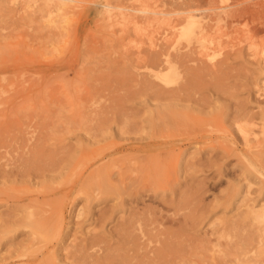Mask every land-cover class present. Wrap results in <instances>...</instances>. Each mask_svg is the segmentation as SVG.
I'll list each match as a JSON object with an SVG mask.
<instances>
[{
  "label": "rangeland",
  "instance_id": "obj_1",
  "mask_svg": "<svg viewBox=\"0 0 264 264\" xmlns=\"http://www.w3.org/2000/svg\"><path fill=\"white\" fill-rule=\"evenodd\" d=\"M186 15L204 36L180 38ZM263 48L264 0H0V264L92 263L122 224L129 255L165 240L156 264H234L228 226L264 204ZM95 168L123 194L86 187ZM56 207L47 241L23 227Z\"/></svg>",
  "mask_w": 264,
  "mask_h": 264
},
{
  "label": "bare ground",
  "instance_id": "obj_2",
  "mask_svg": "<svg viewBox=\"0 0 264 264\" xmlns=\"http://www.w3.org/2000/svg\"><path fill=\"white\" fill-rule=\"evenodd\" d=\"M70 1H74V0H70ZM260 1V0H259ZM30 4V3H29ZM33 4V3H32ZM226 4V3H225ZM31 5V4H30ZM29 5V6H30ZM106 6V5H105ZM106 7H108V6H106ZM239 7V6H238ZM249 7H251V6H249ZM149 8V6L147 5V4H143V7L139 10V12H142V13H150V12H148L147 11V9ZM183 8V7H182ZM185 8V7H184ZM229 9L231 8V7H228ZM253 8V7H252ZM58 9H60V8H58ZM182 10H184V12H185V14H188V11H187V13H186V9H182ZM244 10V9H243ZM243 10H242V12H243ZM209 11V10H208ZM183 12V13H184ZM191 12H192V10H191ZM190 11H189V13H191ZM249 12V11H248ZM175 13V12H174ZM183 13H180V14H183ZM241 13V11L240 10H236V11H230L229 12V14L228 13H225L226 15L228 14V16L230 17V18H236V16L238 17V15H241L240 14ZM244 14H245V11L243 12ZM179 14V13H178ZM155 15H163V13H155ZM170 15V14H169ZM218 15V14H217ZM146 18V17H145ZM234 18V19H235ZM239 18V17H238ZM146 19H148V18H146ZM153 19H155V18H153ZM179 20L181 19V18H178ZM233 19V20H234ZM176 20V19H175ZM182 20H183V18H182ZM236 20H237V18H236ZM234 22H236L235 20H234ZM238 22H239V20H238ZM183 23V21L181 22V24ZM147 24V23H146ZM176 27V26H175ZM139 32H141V31H139ZM206 33V31H205V29L195 20V18H194V16H192V15H186V22H185V25L182 27V29H181V32H180V38H183V39H185V40H187V41H190L192 38H194V37H196V36H204V34ZM174 37V36H173ZM176 38V37H175ZM203 42H205V40H203L202 41V43ZM210 43H212V41L210 40L209 41ZM174 43V42H173ZM207 46V45H206ZM166 53V52H165ZM167 53H168V51H167ZM262 56H263V61H264V48H263V51H262ZM177 55H178V53H177ZM159 56V55H158ZM162 56V55H161ZM172 56V55H171ZM180 57L179 58H183L185 61H186V58H187V54L185 53V55H182V54H180L179 55ZM160 57V56H159ZM155 58V60H157V57H154ZM153 58V59H154ZM174 57H172V59H173ZM178 58V57H177ZM179 61L181 60V59H178ZM177 60V61H178ZM194 60H195V58H194ZM193 60V61H194ZM196 60H197V58H196ZM200 60V59H199ZM176 61V60H175ZM179 61H178V63H179ZM182 61V63L184 64V67L186 66L185 65V63L186 62H183V60H181ZM181 61H180V63H181ZM166 62L167 63H169L170 64V62L168 61V59H166ZM157 63V62H156ZM149 64H150V62H149ZM161 64V63H160ZM163 64V63H162ZM158 66V65H157ZM170 69V71H168L165 75H163V76H159V75H156L158 78H160L161 79V81H163L164 83H168L169 81H170V77H169V73L172 71V69L173 68H169ZM168 69V70H169ZM155 91V90H154ZM161 92V91H160ZM156 94H158L157 92H156ZM164 107V106H163ZM171 107V106H170ZM169 106H168V108H170ZM174 107H175V105H174ZM160 108H161V106H160ZM167 108V109H168ZM177 108V107H176ZM156 109V108H155ZM162 109V108H161ZM172 109H173V106H172ZM157 110V109H156ZM155 110V111H156ZM159 110V109H158ZM164 110V109H163ZM169 111H170V109H169ZM187 111V110H186ZM163 113H164V111H163ZM155 115H156V113H155ZM159 115V114H158ZM157 115V116H158ZM162 115V114H161ZM176 115V114H175ZM156 116V117H157ZM176 117V116H175ZM155 118V117H154ZM165 118V117H164ZM165 119H167V117L165 118ZM172 119H173V117H172ZM172 119H170V120H172ZM177 119H179L178 117L176 118V120ZM185 119V118H184ZM168 120V119H167ZM157 121V120H156ZM174 122H175V120H173ZM179 121H183V120H178V122ZM185 121V120H184ZM219 121V120H218ZM221 121V120H220ZM155 122V121H154ZM161 122V121H160ZM177 122V123H178ZM186 122H187V120H186ZM191 122V121H190ZM197 122V121H196ZM156 123V122H155ZM154 123V124H155ZM164 123V122H163ZM162 123V124H163ZM166 123H168V121L166 122ZM204 123V122H203ZM165 124V123H164ZM169 124V123H168ZM183 124V123H182ZM156 125V124H155ZM154 125V126H155ZM174 125H179V124H174ZM212 125V124H211ZM159 126H160V124H159ZM166 126H168V125H166ZM187 126V125H186ZM179 127V126H178ZM166 128V127H165ZM168 128H170V127H168ZM171 129V128H170ZM176 129V128H175ZM237 132L239 133V134H241L242 136H243V138L246 140V136H247V133L244 131V129L242 128V127H240V126H238L237 128ZM161 130V129H160ZM166 131V130H165ZM174 131V130H173ZM163 132V131H162ZM96 146V145H95ZM263 151V150H262ZM264 153V152H263ZM88 154V153H87ZM261 154V153H260ZM89 156V155H88ZM92 157V159H93V156H91ZM88 158V157H87ZM72 160H74V159H72V157H71V162H73ZM264 161V160H263ZM70 162V163H71ZM112 165V164H111ZM115 165L113 164V167H114ZM144 166V165H143ZM249 167H250V169H252V170H254V172L256 173V174H259L260 175V172L259 171H257L256 169H255V167L253 166V165H251V164H249L248 165ZM154 167V166H153ZM107 168V167H106ZM105 168V169H106ZM112 168V167H111ZM143 167H140V169L139 170H144V168L142 169ZM98 168H95L94 169V174H93V176H91L90 177V180L87 182V183H89L88 184V186L87 185H85L86 187H90V185H94V187L97 189V190H99L100 192V194H103V193H109V192H111V193H114V194H116V195H122L123 193L121 192V190L120 191H118L119 190V187H117V186H120V185H117V183H113L112 182V184H116L115 186L117 187V189L118 190H116V188L115 187H112V185H111V181H112V179H110V177H109V175H108V173H104L105 175L102 177V176H98L99 175V172H101V171H99L98 173H96V170H97ZM104 169V168H103ZM102 169V170H103ZM104 169V170H105ZM110 168H108V170H109ZM99 170H101V169H99ZM107 170V169H106ZM133 170V169H132ZM131 170V171H132ZM110 171V170H109ZM135 171V170H134ZM136 171H137V169H136ZM146 171V170H145ZM103 172H106V171H103ZM122 172H123V170H122ZM155 172V171H154ZM156 172H157V170H156ZM125 173V172H124ZM138 174H139V172H137ZM253 173V172H252ZM57 174H60V173H57ZM118 174V173H117ZM122 173L120 172V174L118 175L119 177H120V175H121ZM131 174V173H130ZM146 174V173H145ZM162 174H164V172L162 173ZM101 175H103V174H101ZM111 175H113L111 172H110V176ZM128 175V174H127ZM143 175V174H142ZM150 175V174H149ZM165 175V174H164ZM163 175V176H164ZM55 176H57V177H55V178H53L52 177V179H59V177H60V175L58 176V175H55ZM148 176V175H147ZM159 176V175H158ZM157 176V177H158ZM88 177V176H87ZM112 177V176H111ZM119 177H117L118 179H119ZM149 177V176H148ZM162 177V176H161ZM144 178V177H143ZM117 179V180H118ZM136 179V178H135ZM142 179V178H141ZM158 179H161L160 177L158 178ZM111 180V181H110ZM122 180V179H121ZM125 180V179H124ZM129 180V179H128ZM131 180V179H130ZM87 181V180H86ZM114 181V180H113ZM164 181V180H163ZM84 182H85V180H84ZM115 182H118V181H115ZM124 181L122 180V183H123ZM143 182V181H142ZM86 183V182H85ZM121 183V182H120ZM122 183H121V187H124V186H122ZM137 184V183H136ZM90 188H92V186L90 187ZM125 188V187H124ZM142 188V187H141ZM86 189V191H93V189H90V190H88V188H85ZM92 191H91V193H92ZM96 191V190H95ZM94 191V192H95ZM118 191V192H117ZM119 193V194H117V193ZM88 193H90V192H88ZM90 193V194H91ZM122 193V194H121ZM98 194V193H97ZM99 194V195H100ZM125 194V193H124ZM92 195V194H91ZM87 196H90L89 194L87 195ZM93 196V195H92ZM92 196H90V197H92ZM117 199H119V197L117 198ZM116 199V200H117ZM246 206V205H245ZM59 208L60 207H56V208H53V209H55L54 210V212H53V214H52V212H50L49 214H46L47 212H44V213H41V212H39V213H37L36 215H31V216H28V217H25L24 219H23V221H22V225H23V227H25V228H29L30 230H31V236H37V237H39V238H41L42 239V241H47L49 238H48V231H46V228L47 227H51L52 225H53V220L56 218V216H57V214H58V212H59ZM41 213V214H40ZM240 214V213H239ZM238 214V215H239ZM242 215V214H241ZM55 217V218H54ZM237 217V216H236ZM54 218V219H53ZM241 219H240V221H241V223H234V222H232L231 224H229V228L232 230V232H233V235H228V238L230 239L229 241H230V245H231V242H232V237H234V238H236V239H238L237 241H236V245H233V246H230V247H236V246H241V247H239L238 248V251L237 250H234V248L232 249L233 251H231L230 249V247L228 246V248H229V251H227V250H218V254H220L222 257H227L228 255H233L234 257H233V259H234V261H231V259H230V261L231 262H234V264H259V263H261V261H257V258L256 257H258V256H260L261 254H263L264 253V204L262 205V206H259V209L257 210V209H255L254 207H250V205H247V210H246V212H245V214L242 216V217H240ZM130 219V218H129ZM132 219V218H131ZM130 219V220H131ZM193 219V218H192ZM237 220V219H236ZM134 221V220H133ZM139 221V220H138ZM144 221V220H143ZM149 221V220H148ZM233 221V220H232ZM239 220L237 221V222H240ZM246 221L248 222L249 221V224H253V225H255V226H257L256 224H258V226H257V230H255V231H253L254 233H252V232H249L248 230H246L245 229V225L247 224L246 223ZM155 222V221H154ZM124 223V222H123ZM125 223H126V221H125ZM256 223V224H255ZM130 224V223H129ZM132 224V223H131ZM135 224V223H134ZM245 224V225H244ZM122 225H124V228L126 227L125 226V224H122ZM127 225H128V223H127ZM226 225V224H225ZM119 226H120V224H119ZM227 227V228H228ZM251 226H249V228H250ZM254 227V226H253ZM121 228V227H120ZM120 228H119V231H120V233H119V235L121 236V243H120V241H118L119 243V248H121V249H119V248H117V251L119 250L120 252H122V253H120V254H118V252L117 251H115L116 249H114V252H112V253H107V255H105L104 257H101L100 259H99V257L98 256H95V258L97 257L98 259V261H95L94 259H91L92 260V263H90V261H88L87 260V258L88 259H90V257H92V255H90L89 256V254L90 253H88V250H90L89 248H88V244L86 243L85 245H77L78 246V249L76 248V254L78 253V254H80V255H82V256H80L81 258L80 259H82V257H83V259H84V262L87 260V263L86 264H114L113 262H118L117 264H130V263H128V262H130V261H128V258L129 259H133V260H135V263L134 264H156V261H159V257L161 256V252H160V250L163 248V246H164V248L166 247V248H168L169 246H166V244H165V240H164V242H162V244H161V246H160V248H158V249H156L155 250V252H153V256H149L148 254H146L145 252L143 253V254H138V252H137V254H134V255H129V252L127 253L126 251H139L140 249H142L143 250V247H141V245L140 244H136V239L138 240V238H133L129 233H128V231H126V230H124V228H123V230L121 231L120 230ZM228 228V229H229ZM126 229V228H125ZM141 230H142V228H141ZM132 231V230H131ZM130 231V232H131ZM159 231V230H158ZM242 231H244V234H241V232ZM231 232V231H230ZM122 233V234H121ZM144 233H146V232H144ZM162 233V232H161ZM160 233V234H161ZM148 233H146L145 235H147ZM151 232H150V235H147L148 237H149V241H152L153 239L152 238H154V237H152L151 236ZM229 234V233H228ZM242 235L241 237H240V235ZM118 235V236H119ZM136 235V234H135ZM152 235H154V234H152ZM157 235H158V232H157ZM238 235H239V237H238ZM155 236V238H156V234L154 235ZM165 236V235H164ZM137 237V236H136ZM141 236L139 235V238H140ZM147 237V238H148ZM141 239H142V237H141ZM141 239H139V240H141ZM152 239V240H151ZM162 240V239H161ZM160 240V241H161ZM153 241H155V239L153 240ZM152 241V242H153ZM159 241V240H158ZM159 241V243H161ZM255 241H256V246H257V248H253L252 250H250L249 251V248H248V246L249 245H251V243L252 242H254V244H255ZM140 242V241H139ZM155 242H157V241H155ZM88 243H90V242H88ZM93 246H92V245ZM117 244V245H118ZM141 244H143V243H141ZM148 244V243H147ZM226 244V243H225ZM90 245H91V247L93 248V247H97L98 245H94L93 244V242L92 243H90ZM216 245V244H215ZM144 246V245H143ZM146 247H147V245H145ZM227 246V245H226ZM253 247V246H252ZM92 248H91V250H92ZM151 248V247H150ZM110 249V248H109ZM108 249V250H109ZM203 249H205V248H203ZM236 249H237V247H236ZM95 250V249H94ZM110 250H113V249H110ZM141 250V251H142ZM144 251V250H143ZM210 251V250H209ZM253 251V252H252ZM150 252V251H149ZM253 253V255L252 256H250L249 254L250 253ZM132 253H134V252H132ZM103 254V253H102ZM104 254H106V253H104ZM103 254V255H104ZM122 254V255H121ZM75 255V254H74ZM95 255V254H94ZM93 255V256H94ZM262 256V255H261ZM261 256H260V258H261ZM49 257V258H48ZM116 257H118V261L117 260H114V259H116ZM78 258V257H77ZM94 258V257H93ZM262 258H263V256H262ZM86 259V260H85ZM213 259V257L211 258V260ZM215 259V258H214ZM232 259V260H233ZM229 260V259H228ZM22 261V260H21ZM78 261H80V260H78ZM83 261V260H82ZM128 261V262H127ZM25 262V261H24ZM24 262H21L20 264H24ZM18 263V262H17ZM26 263V262H25ZM81 263V262H80ZM131 263H132V261H131ZM227 263V262H226ZM229 263V262H228ZM27 264V263H26ZM37 264H56V263H54L53 262V256H47L46 258H45V260H42V261H40V262H38ZM81 264H83V263H81ZM231 264V263H230Z\"/></svg>",
  "mask_w": 264,
  "mask_h": 264
}]
</instances>
